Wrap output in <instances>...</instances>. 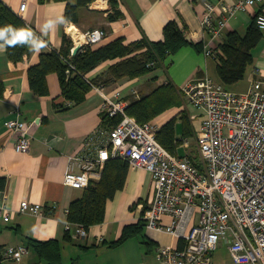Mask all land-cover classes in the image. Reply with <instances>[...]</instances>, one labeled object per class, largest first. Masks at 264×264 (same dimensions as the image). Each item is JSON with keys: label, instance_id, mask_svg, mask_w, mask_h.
<instances>
[{"label": "crops", "instance_id": "0c3cea01", "mask_svg": "<svg viewBox=\"0 0 264 264\" xmlns=\"http://www.w3.org/2000/svg\"><path fill=\"white\" fill-rule=\"evenodd\" d=\"M0 1L19 17L26 31L33 33L32 38L44 45L37 53L32 49L31 41L26 40L28 53L17 63L7 58L5 46L0 48V204L6 202L14 211L8 222L0 216V251L4 256L7 248L23 246L27 249L18 261L4 257L1 264H46L33 247L27 245L28 238L41 242L56 240L59 264H165L156 259L157 249L180 247L181 243L168 234L145 227L144 213L153 199L154 184L150 173L144 169H128L123 189L106 203L103 222L91 226L86 238H76L66 232L70 203L83 193V190H73L63 184L67 160L77 154L86 137L101 126L103 98L97 90L91 89L83 101L69 105L61 95L55 74L47 76L48 95L36 96L29 87L27 69L38 63L41 54L68 51L72 55L74 46L81 45L78 44L81 35L90 30L105 31L106 36L97 47L118 38H123L125 44L142 39L157 42L163 38L165 25L174 22L187 40L201 48L182 47L155 72L137 79H109L110 61L99 64L86 77L97 82L107 80L104 92H120L121 99L129 103L133 102L132 90L143 96L167 82L180 93L187 83L205 75L209 77L207 72L211 65L216 70L214 59L206 58L202 50L208 41L200 24L205 3L214 5L221 18L225 16V7L239 0H116L121 16L112 22L108 20L111 13L108 1L94 0L86 7H78L76 24L64 18L67 23H56L47 31L44 25L48 21L64 17L65 3ZM68 3L76 6L78 0H68ZM22 4L25 9L20 13ZM257 14H264V4L228 19L222 38L230 33L245 36ZM218 43L214 42L212 49ZM251 57L244 76L249 85L254 80L264 81V31H260L258 41L251 49ZM183 107L189 117L195 114L187 103H183ZM183 107L164 112L153 122L162 126L176 116L179 124L178 114ZM15 118L28 125L30 145L25 154L15 151L16 136L4 127L6 121ZM193 131L195 133L194 128ZM23 201L42 206L44 216L36 218L19 214V204ZM161 223L167 226L170 220L163 217ZM127 226L133 227V234L113 245ZM212 264L236 263L232 262L227 248L220 244L213 252Z\"/></svg>", "mask_w": 264, "mask_h": 264}, {"label": "built area", "instance_id": "2783aa9c", "mask_svg": "<svg viewBox=\"0 0 264 264\" xmlns=\"http://www.w3.org/2000/svg\"><path fill=\"white\" fill-rule=\"evenodd\" d=\"M258 4L264 0H239L226 6L225 16L219 18L216 7L205 3L200 24L208 41L202 46L203 55L213 58L212 44L223 39L228 19ZM24 9L22 4L19 12ZM254 24L264 31V14H257ZM105 36L102 29L90 30L81 35L78 44L97 46ZM92 89L103 98L102 115L116 123L96 128L80 151L68 157L63 184L84 190L100 178L107 160L120 159L129 169H144L152 177L154 192L144 213L145 227L181 243L180 247H159L157 260L212 264L213 252L222 244L236 264H264V81L254 80L245 92L235 94L205 75L180 90L195 112L190 120L200 122L194 135L196 157L173 155L161 146L156 138L160 125L139 124L129 116V102L121 99L120 92L106 94L103 86ZM131 95L139 97L136 90ZM4 127L16 136L15 151L27 153V123L15 118ZM187 146L188 140H181L180 147ZM18 213L41 218L44 208L23 201ZM12 214L6 202L0 204L4 222ZM163 217L169 218V225H162ZM65 230L76 238L87 236L79 225L67 223ZM26 252L20 246L5 249L3 255L18 261Z\"/></svg>", "mask_w": 264, "mask_h": 264}, {"label": "trees", "instance_id": "16d2710c", "mask_svg": "<svg viewBox=\"0 0 264 264\" xmlns=\"http://www.w3.org/2000/svg\"><path fill=\"white\" fill-rule=\"evenodd\" d=\"M65 3L64 18L74 24L78 22V7H86L94 0H78L76 6L68 0H39ZM111 11L109 21H116L120 16L116 0H107ZM12 25L17 29H24V23L0 1V27ZM260 37V30L253 25L245 36L230 33L213 48V59L216 63V74L224 87L233 85L245 76L247 67L251 64V49ZM0 43L4 44L3 40ZM192 44L185 38L174 22H168L163 29V38L157 42L145 39L125 44L123 38L115 39L106 45L92 48L81 46L76 55L70 52H56L39 55L37 64L27 69L29 87L39 97L48 95L46 79L49 74L58 77L60 92L64 99L71 104H78L94 86H107V80L95 81L87 79V74L99 64L110 61L108 68L109 79H137L149 75L162 65L167 58L174 55L179 49ZM7 58L17 63L27 55L26 41L15 45H5ZM153 81L156 78H152ZM184 99V98H183ZM184 100L181 94L169 82L153 89L150 93L133 98L127 108V114L134 117L139 124L153 122L157 117L171 108L183 107ZM181 136L177 134V118L172 117L157 132V141L171 154H178L181 140L194 136L193 127L186 109L179 112ZM102 127L110 128L116 123L102 115ZM196 157V156H195ZM128 165L120 159H109L105 162L100 178L91 182L83 190L82 196L70 203L67 210V221L72 225H79L87 232L88 229L103 222L107 201L122 190L125 184ZM69 233V232H67ZM133 234V227H125L121 238L113 245H117ZM27 245L33 247L39 258L46 264H59V244L56 240L45 242L28 238ZM0 251V264L4 260Z\"/></svg>", "mask_w": 264, "mask_h": 264}, {"label": "clouds", "instance_id": "9594fccd", "mask_svg": "<svg viewBox=\"0 0 264 264\" xmlns=\"http://www.w3.org/2000/svg\"><path fill=\"white\" fill-rule=\"evenodd\" d=\"M56 23H67L64 20V17H58L56 20H50L44 25V30L47 31L49 29H53ZM33 33L30 31H26L24 29H17L12 25H5L0 27V40L4 41L3 45H0V48L5 45H15L18 42L23 43L26 40L31 41V47L37 53L44 46L42 43L38 42L36 39H33Z\"/></svg>", "mask_w": 264, "mask_h": 264}, {"label": "rangeland", "instance_id": "374dc122", "mask_svg": "<svg viewBox=\"0 0 264 264\" xmlns=\"http://www.w3.org/2000/svg\"><path fill=\"white\" fill-rule=\"evenodd\" d=\"M97 46H93L92 48H96ZM207 75L212 79V80H214L215 82H218V83H220V80L218 79V77H217V74H216V70H215V68H214V65H211L210 66V68H209V70H208V72H207ZM248 82L246 81V79H245V77L242 79V80H240L239 82H237V83H235V84H233V85H230V86H228L227 87V89L230 91V92H232V93H235V94H237V93H243V92H245L246 91V89L248 88ZM137 91V90H136ZM137 93L139 94L140 92H138L137 91ZM140 95V94H139ZM140 96H142V95H140ZM181 98H182V96H181ZM182 100H184L183 98H182ZM184 102H185V100H184ZM188 106V105H187ZM174 109V107L173 108H171L170 110H173ZM173 112V111H172ZM173 115H174V113H173ZM132 118H134V117H132ZM135 119V118H134ZM136 120V119H135ZM199 119H197V120H194V121H192V126H193V128H194V130L196 131L197 130V128H198V126H199ZM177 134H178V136H181V125L180 124H177ZM195 135V134H194ZM187 140H188V146H187V148L185 149V148H183V147H180V148H178V154L180 155V156H184V155H186V153H188L190 156H197V147H196V143H195V136H191V137H188L187 138ZM181 145V144H180Z\"/></svg>", "mask_w": 264, "mask_h": 264}, {"label": "water", "instance_id": "95a60500", "mask_svg": "<svg viewBox=\"0 0 264 264\" xmlns=\"http://www.w3.org/2000/svg\"><path fill=\"white\" fill-rule=\"evenodd\" d=\"M80 48H81V45L76 46V47L74 48L73 52H72V55H73V56L76 55Z\"/></svg>", "mask_w": 264, "mask_h": 264}, {"label": "bare ground", "instance_id": "6f19581e", "mask_svg": "<svg viewBox=\"0 0 264 264\" xmlns=\"http://www.w3.org/2000/svg\"><path fill=\"white\" fill-rule=\"evenodd\" d=\"M73 31V29H70V32H72ZM75 34V33H74ZM83 228V227H82Z\"/></svg>", "mask_w": 264, "mask_h": 264}]
</instances>
